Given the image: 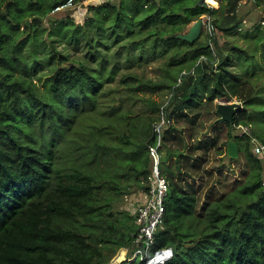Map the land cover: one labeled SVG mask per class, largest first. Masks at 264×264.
I'll list each match as a JSON object with an SVG mask.
<instances>
[{
    "label": "trees",
    "instance_id": "1",
    "mask_svg": "<svg viewBox=\"0 0 264 264\" xmlns=\"http://www.w3.org/2000/svg\"><path fill=\"white\" fill-rule=\"evenodd\" d=\"M66 1L0 0V264H110L121 249L132 254L139 225L135 209L120 201L150 191V149L159 141L169 191L150 256L169 249L173 256L164 264H264V160L252 152L250 138L234 132L250 127L257 104L260 117L264 82L256 86L250 77L262 80L264 65L234 74L220 44L243 28L242 3L253 1L264 14V0H213L218 8L199 0L90 5L83 24L68 18L53 23L51 33L76 49L83 45L87 62L100 55L101 65L45 52L44 60L59 54V61L42 80L37 35L44 16ZM203 15L211 31L205 27L194 42L181 39ZM255 30L251 37L264 54V26ZM103 31L115 43L128 38L118 47L128 64L133 50L168 56L165 80L124 73L119 86L103 90L119 68L107 70L97 51ZM135 62L143 67L142 56ZM120 87L148 111L124 108L125 95L121 104L105 102ZM164 89L165 103L140 95ZM234 101L242 103L234 121H218V104ZM231 141L237 158L228 155Z\"/></svg>",
    "mask_w": 264,
    "mask_h": 264
},
{
    "label": "rangeland",
    "instance_id": "2",
    "mask_svg": "<svg viewBox=\"0 0 264 264\" xmlns=\"http://www.w3.org/2000/svg\"><path fill=\"white\" fill-rule=\"evenodd\" d=\"M107 1V0H106ZM116 2V0H112ZM189 1V0H187ZM102 2H105V0H82L80 3L75 4L74 6L67 8L60 12H53L50 14H47L44 16V24L43 29H41L38 32L37 39H36V48H37V57L41 60V65L39 64V68L41 66V69L39 70L38 76L42 77V80H45L46 74H52L55 70V68L58 65L59 61V54H57V58L54 61H46L44 60V53L46 52V55H49L51 51L58 52L62 54H66L67 56L73 57L77 61H82L86 63L87 65L91 64L93 67H98L101 65V56L98 55L94 62L86 60L85 56L87 54V49L83 47V45H80L77 49L75 48L74 44L72 42H67V40L63 39V37L60 35V33H51L52 24L56 22H65L68 18H73L76 20V22L83 24L87 15H88V6L90 5H98ZM242 7L240 8L239 14L241 16H244L243 21V28L239 30L237 33L232 34L228 38L220 39V44L223 46L225 50V54H229V62L226 65V68H229L234 74L243 75L245 76L244 70L249 68V64L251 66L250 69L252 71L256 69L259 66L264 65V54L260 50L258 51V43L252 39L251 36H258V32L255 30V27L258 28V25L264 26L263 24V9L262 8H254L253 9V1L250 2H243ZM212 6V5H211ZM214 8H218L219 4L217 6H213ZM29 11H35V9H28ZM201 18L207 21V16L203 15ZM200 18V19H201ZM199 20V19H198ZM197 21V20H196ZM193 21L189 25H187L184 28V31L188 32L191 28V26L196 22ZM28 23V22H27ZM30 23V21H29ZM4 27V25H2ZM205 29V27H204ZM203 29V30H204ZM264 35V34H263ZM202 36V34H201ZM200 36V37H201ZM199 37V38H200ZM128 39V38H126ZM126 39H121L120 42L114 41L112 37L109 36L108 31H103L99 35V41L101 43L98 44L97 51L102 52L106 56V66L107 70L112 68L115 63H117L118 67L116 70L115 80L112 83L106 84L103 88V90L108 89L109 87L115 88L116 86H119L120 78L125 73H132L135 72L139 76H143L146 79H152L154 81H159L161 79H164V76L166 77V72L163 71V68L166 67V62L168 61V56L166 55H160L158 52L157 55L151 56L149 58H146L147 56L145 53H141L140 51L133 50V59L134 64H128V61L126 59L127 51L125 49L120 48L119 45L123 44ZM30 41H28L24 46V53L26 55L29 54V51L31 50L30 47ZM44 44L46 45V48H44ZM54 44V45H52ZM107 44L109 47L107 48L105 45ZM234 46H239L243 50H246L249 54H242L240 52H237L234 49ZM46 49V50H45ZM45 50V51H44ZM119 52L121 53L118 56H115V53ZM143 57V67L140 68V66L135 62L136 58ZM221 56L219 55V59ZM220 62H217L215 64V68H218ZM252 63V64H251ZM254 68V69H253ZM257 68V69H258ZM95 69V68H93ZM100 69V68H99ZM262 70V69H261ZM258 71V70H257ZM258 74L263 77L262 80H259L256 78V76L250 77L251 80L254 82L256 86L258 84H262L264 82V69L262 71H258ZM165 80V79H164ZM37 82V81H36ZM42 87L41 83H37ZM126 91H122V87L116 92H113L110 96H108L107 100L105 102H115L116 104H121L120 97L122 95H126ZM167 89H164L162 91L156 92V93H144L141 92L140 95L145 97H152L157 102H166L169 99V94ZM128 100H126L125 104L123 103L124 108L130 109L131 111L139 112H147V104H144L142 101H136V103L133 102L134 97L127 96ZM113 99H115L113 101ZM257 103H258V95L256 96ZM260 99V105H259V111H260V117H258V104L256 106V110L254 111V121L250 123V128L254 130V133L256 137L262 142L264 140V91H260L259 94ZM104 103V99L102 100ZM219 102V101H217ZM130 107V108H129ZM258 119L262 122L258 126ZM162 120L159 122L160 125H162ZM236 134H239V131L235 129L234 131ZM165 154V152H163ZM152 157V156H151ZM153 158V157H152ZM99 167H104V165H99ZM143 195L140 193H135L132 195H127L124 197L123 201H120V205H122L123 208L130 209L132 206L136 208L137 205L141 203ZM120 252V250H119ZM117 252V254L119 253ZM116 254V255H117ZM125 258V251H121L120 255L117 257L116 260H122Z\"/></svg>",
    "mask_w": 264,
    "mask_h": 264
},
{
    "label": "built area",
    "instance_id": "3",
    "mask_svg": "<svg viewBox=\"0 0 264 264\" xmlns=\"http://www.w3.org/2000/svg\"><path fill=\"white\" fill-rule=\"evenodd\" d=\"M75 0H67L63 5L55 9V13L63 11L74 6ZM205 27L211 31V24L205 23ZM164 121L162 122V124ZM236 129L239 135L250 138L252 152L257 157L264 160V143L253 136L249 126L238 125ZM160 141L156 147L150 149L153 157L152 174L149 177L150 191H140L143 195L141 203L136 206V221L139 225V232L135 238V250L132 254L128 249H121L120 252L111 260L110 264H164L169 261L173 253L169 249H164L150 256L152 245H154V237L156 231L160 227L165 213V201L169 191L168 181L161 176L160 172V153L158 148ZM138 192V193H140ZM121 251H125V258L116 260Z\"/></svg>",
    "mask_w": 264,
    "mask_h": 264
},
{
    "label": "water",
    "instance_id": "4",
    "mask_svg": "<svg viewBox=\"0 0 264 264\" xmlns=\"http://www.w3.org/2000/svg\"><path fill=\"white\" fill-rule=\"evenodd\" d=\"M203 2L207 3L206 0H199L198 3L202 4ZM204 27L205 20L201 18L191 26L190 30L186 34L180 35L179 37L183 40L194 42L201 36ZM240 109H242V103L238 101L219 103L216 110V113L219 116L218 121L232 123L234 121V117ZM228 155L232 158H237L239 156L236 142L231 141L228 144Z\"/></svg>",
    "mask_w": 264,
    "mask_h": 264
},
{
    "label": "bare ground",
    "instance_id": "5",
    "mask_svg": "<svg viewBox=\"0 0 264 264\" xmlns=\"http://www.w3.org/2000/svg\"><path fill=\"white\" fill-rule=\"evenodd\" d=\"M206 2L212 6H217L216 2H214L213 0H206Z\"/></svg>",
    "mask_w": 264,
    "mask_h": 264
}]
</instances>
